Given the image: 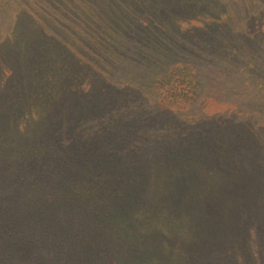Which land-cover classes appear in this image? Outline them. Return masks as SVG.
Segmentation results:
<instances>
[{
    "label": "rangeland",
    "instance_id": "374dc122",
    "mask_svg": "<svg viewBox=\"0 0 264 264\" xmlns=\"http://www.w3.org/2000/svg\"><path fill=\"white\" fill-rule=\"evenodd\" d=\"M178 65L201 76L200 93L188 108H161L153 84ZM44 80L59 98L42 143L89 155L68 173L71 191L105 205L74 217L61 207L41 224L11 204L0 264H264V0H10L1 115L12 107L33 121ZM14 161L0 180H19ZM33 187L11 190L24 213L47 198Z\"/></svg>",
    "mask_w": 264,
    "mask_h": 264
},
{
    "label": "trees",
    "instance_id": "16d2710c",
    "mask_svg": "<svg viewBox=\"0 0 264 264\" xmlns=\"http://www.w3.org/2000/svg\"><path fill=\"white\" fill-rule=\"evenodd\" d=\"M9 1L10 0H0V7L7 4ZM201 87V76L199 77L198 73L193 68L187 65H178L174 69H171L168 74H166V76L161 75L156 78L152 87V92L155 96V102L157 106L164 109L174 110L176 108H188L200 93ZM57 89L58 88L56 85L54 90ZM35 90L36 96L38 97L37 103L42 110L40 109L37 111V115L33 121L26 122L30 113H24L22 111L20 112L19 110L12 107H10V113L8 115L7 112L4 113V115H1L2 111H0V147L1 142L5 143L4 155L2 154V150H0V162L2 163L3 159V161H5V163H3L4 170L0 173L7 175V169H9V167H11L14 162L16 163L14 159H17L19 162L17 175L19 180H16L17 178L15 180H9L8 176L0 180L3 187H6V191L0 194V218L5 217L9 213L7 209L11 204H15V209L11 213L15 214V217L23 213L26 218H32L33 221L38 215L41 219H43L40 222L41 224L47 222L49 218L53 217V215H55V218L61 219L54 213L55 210H58L61 207L62 209L60 210L64 211L67 217L78 216L80 208L84 207L85 203H89L90 205V216H93L96 212L101 213L100 208H103L105 204L104 202H100V199L97 198L96 195L98 192L89 194L88 196L84 192L78 193L71 191V187H73L75 183L73 182V179H68V177L71 176L68 173H78L79 170H84L82 168L83 162L89 155L84 156V152H77V149L73 148H69L71 149L69 151H63L60 148L53 150L52 148L50 149L45 147L42 143L46 139L49 130L51 131L54 128V121L50 118H45L46 114H50V110L52 109L50 106H53L55 101L57 102V99L59 98V91H54V93L50 92L52 89L46 80L40 82ZM50 93L52 94L50 95ZM51 97L54 98L52 101L49 99ZM69 104L73 103L70 102ZM69 113L71 114V111ZM73 117L75 118L70 120L72 122L80 118V116ZM36 119H39L38 123H41V126L46 124L43 127L42 134H40V136L37 138L33 136L35 128L38 126ZM17 141L19 143H15ZM247 144L252 146V142L250 140H247ZM235 146L238 148L237 144H235ZM250 153L252 154V152ZM16 154H18L17 157ZM162 158L163 156H161L160 159ZM57 163L58 165H54L55 167L51 166L50 169L46 168L48 164ZM30 167L32 171L30 170ZM2 168L3 167H0V170ZM34 171L39 174L42 184L37 182ZM21 173H23L22 176H24L22 181L20 180ZM246 178H250V175ZM29 182L32 183L35 190H40V196L45 195L47 198H44V202L38 200L37 205L30 210L31 212L24 213L25 211L23 208L25 206V202L21 201L24 197V194H17L15 192H11V190L15 187H22L23 184H28ZM59 182H62V184L65 183V186L60 190L54 189V184ZM168 193L170 194V192ZM93 199L95 200L94 204ZM70 200H74L71 202L72 205L68 204ZM77 203H79L81 206H77ZM244 203L245 202H242L241 204L237 203L236 207H232L233 210L240 207L244 209ZM84 209L82 212L86 213ZM86 215L88 214L86 213ZM66 216H64V218L68 220ZM44 218L48 219L44 220ZM5 233L8 237L13 235L7 231ZM69 242L70 241L67 242V246L69 245ZM77 248L78 247L73 245V252L77 250Z\"/></svg>",
    "mask_w": 264,
    "mask_h": 264
}]
</instances>
